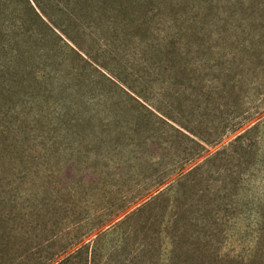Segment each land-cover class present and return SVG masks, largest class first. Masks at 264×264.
Masks as SVG:
<instances>
[{"label": "rangeland", "instance_id": "rangeland-1", "mask_svg": "<svg viewBox=\"0 0 264 264\" xmlns=\"http://www.w3.org/2000/svg\"><path fill=\"white\" fill-rule=\"evenodd\" d=\"M24 1L0 0V264H264V0Z\"/></svg>", "mask_w": 264, "mask_h": 264}, {"label": "trees", "instance_id": "trees-1", "mask_svg": "<svg viewBox=\"0 0 264 264\" xmlns=\"http://www.w3.org/2000/svg\"><path fill=\"white\" fill-rule=\"evenodd\" d=\"M30 1L32 2L34 8L27 0L24 1V3L26 4V6L30 12V14L37 21L44 24V22L42 21V18H41V16H43V17L45 16L43 10H41V8L39 7V4L35 0H30ZM223 19H227V18H223ZM50 25L55 30H58L56 28V26H53V24H50ZM58 31L62 32L63 35H66L63 30H58ZM69 50L73 51L71 48ZM102 69L105 71V73H104V71L103 72L98 71L94 67V70L97 71V73H99L100 78L103 80V82H105L103 84H107V85L109 84L112 86L111 88H113L115 91H118L119 93H121L125 97V98L123 97V102H125V103H126V101L127 102H133V103L137 104L139 107L144 108V106L142 104H145V100H143L145 98H143V96H140V94H138L137 92H133V90H132L133 88H130L129 86H127L128 84H126L125 80L120 78V76H118L117 74L116 75L111 74V72H109V70H107V68H105V67H103ZM112 79H115L116 83L112 82ZM138 101H140V103ZM85 102H86V104L92 105L93 102L99 103V98H96L95 96H93V97L88 96L86 98ZM101 102H102V98H101ZM149 113H150V111H149ZM255 128H256L255 126H251L249 129H247L243 133L239 134L235 139L241 140L242 138L246 137L248 135V133L253 131ZM76 251H79V249H77ZM74 258H75V256L73 254H69L68 256H66V258H64V260L60 261L57 264H65L66 262L69 263Z\"/></svg>", "mask_w": 264, "mask_h": 264}]
</instances>
